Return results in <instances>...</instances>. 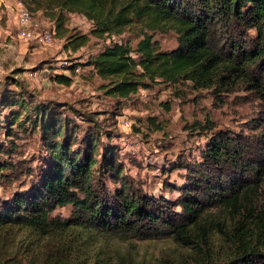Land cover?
I'll list each match as a JSON object with an SVG mask.
<instances>
[{
    "label": "trees",
    "instance_id": "trees-1",
    "mask_svg": "<svg viewBox=\"0 0 264 264\" xmlns=\"http://www.w3.org/2000/svg\"><path fill=\"white\" fill-rule=\"evenodd\" d=\"M17 1L66 49L109 40L85 66L116 112L105 125L96 112L38 99L15 77H0V185L17 183L0 197V264H110L101 252L108 237H169L189 264H264V0ZM71 16L90 30L70 33ZM126 30L135 44L113 39ZM168 31L177 45L163 50L154 35ZM50 80L70 85L72 77ZM154 85L217 96L239 89L259 107L247 134L196 124L209 135L198 161L176 163L187 180L174 201L124 175L112 142L119 109ZM26 139L35 145L33 167L12 160ZM58 208L68 214H54Z\"/></svg>",
    "mask_w": 264,
    "mask_h": 264
},
{
    "label": "rangeland",
    "instance_id": "rangeland-1",
    "mask_svg": "<svg viewBox=\"0 0 264 264\" xmlns=\"http://www.w3.org/2000/svg\"><path fill=\"white\" fill-rule=\"evenodd\" d=\"M33 21L38 30L51 29L41 19L33 17ZM68 28L70 33H87L90 25L81 17L71 16ZM6 29L8 35L0 37V77H15L22 82L26 92L38 99L69 104L81 112H96L99 121L111 125L109 114L116 112L115 101L102 95L98 90L101 81L85 66L88 58L109 40L103 42L91 38L86 46L74 52L65 48V39L54 36L51 46L39 47L20 40L15 25L9 23ZM121 38L130 39L135 44L128 30L113 39ZM154 39L163 50H171L177 45L173 31L155 34ZM70 66L78 68V72L74 70L72 73ZM53 74L71 76L72 82L70 85L53 82L50 80ZM258 108L253 96L239 89L218 96L211 90L195 91L185 85H154L151 89L140 90L123 109H119L114 120L112 142L121 148L120 156L125 164L123 174L135 180L144 192L174 201L187 180L186 172L175 166L181 162L198 161L209 135L208 131L195 127L196 124L209 121L216 129L236 133L245 131L247 134L248 122L257 114ZM150 118L158 129L150 125ZM18 145V153L12 160L35 166L34 143L26 139L20 140ZM22 179L24 177L19 181ZM16 184L14 179L0 185V197L8 196ZM68 211V208H58L54 214L66 216ZM217 244L218 240L214 239V246ZM101 252L110 264L190 262L187 253L169 237L143 241L108 237Z\"/></svg>",
    "mask_w": 264,
    "mask_h": 264
},
{
    "label": "built area",
    "instance_id": "built-area-1",
    "mask_svg": "<svg viewBox=\"0 0 264 264\" xmlns=\"http://www.w3.org/2000/svg\"><path fill=\"white\" fill-rule=\"evenodd\" d=\"M15 18L17 37L26 42L33 43L39 47H49L53 44L54 37L50 29L38 30L33 21V14L20 1H15ZM78 72V68L75 69ZM127 125V123H122Z\"/></svg>",
    "mask_w": 264,
    "mask_h": 264
},
{
    "label": "crops",
    "instance_id": "crops-1",
    "mask_svg": "<svg viewBox=\"0 0 264 264\" xmlns=\"http://www.w3.org/2000/svg\"><path fill=\"white\" fill-rule=\"evenodd\" d=\"M15 1L16 0H0V37L8 35L6 25L11 23L16 27L15 18ZM37 19H41L42 23L47 24L46 20L37 14ZM8 22V23H7Z\"/></svg>",
    "mask_w": 264,
    "mask_h": 264
}]
</instances>
